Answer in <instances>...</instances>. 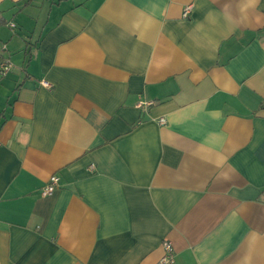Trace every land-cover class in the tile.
Instances as JSON below:
<instances>
[{"label": "crops", "instance_id": "1", "mask_svg": "<svg viewBox=\"0 0 264 264\" xmlns=\"http://www.w3.org/2000/svg\"><path fill=\"white\" fill-rule=\"evenodd\" d=\"M2 59L0 264H264V0H0Z\"/></svg>", "mask_w": 264, "mask_h": 264}, {"label": "built area", "instance_id": "2", "mask_svg": "<svg viewBox=\"0 0 264 264\" xmlns=\"http://www.w3.org/2000/svg\"><path fill=\"white\" fill-rule=\"evenodd\" d=\"M192 5L186 6L183 9L182 12V18L186 19L189 17V14L192 10ZM11 28H14V24H10ZM13 68L12 63L10 62L9 59H2L0 61V74L2 76H6ZM42 86L50 89L51 86L50 84L46 83V82H42L41 83ZM143 105H145V103H140L138 105L139 108H141ZM148 105V104H147ZM160 124H164V120L161 119ZM93 167V166H91ZM59 185V178L57 176H51L47 182V184L42 188L41 190V196L42 197H48L51 196L55 190L58 188ZM163 250H164V256L161 258V260L159 261V264H172L174 262V253H173V249L170 243L168 242H164L162 244Z\"/></svg>", "mask_w": 264, "mask_h": 264}, {"label": "rangeland", "instance_id": "3", "mask_svg": "<svg viewBox=\"0 0 264 264\" xmlns=\"http://www.w3.org/2000/svg\"><path fill=\"white\" fill-rule=\"evenodd\" d=\"M36 39H37V34L33 37L32 42L34 43Z\"/></svg>", "mask_w": 264, "mask_h": 264}, {"label": "trees", "instance_id": "4", "mask_svg": "<svg viewBox=\"0 0 264 264\" xmlns=\"http://www.w3.org/2000/svg\"><path fill=\"white\" fill-rule=\"evenodd\" d=\"M27 1H30V0H27Z\"/></svg>", "mask_w": 264, "mask_h": 264}]
</instances>
